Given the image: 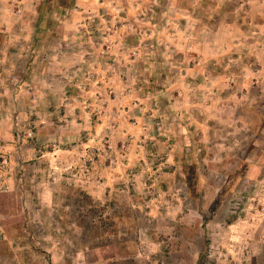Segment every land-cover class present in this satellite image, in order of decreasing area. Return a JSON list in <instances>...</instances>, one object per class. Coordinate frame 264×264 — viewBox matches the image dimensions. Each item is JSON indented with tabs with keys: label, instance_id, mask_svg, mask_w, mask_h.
<instances>
[{
	"label": "rangeland",
	"instance_id": "rangeland-1",
	"mask_svg": "<svg viewBox=\"0 0 264 264\" xmlns=\"http://www.w3.org/2000/svg\"><path fill=\"white\" fill-rule=\"evenodd\" d=\"M22 1L25 37L0 32L21 45L0 49V264H264V85L251 157L205 114L209 74L243 88L221 24L264 0Z\"/></svg>",
	"mask_w": 264,
	"mask_h": 264
},
{
	"label": "crops",
	"instance_id": "crops-1",
	"mask_svg": "<svg viewBox=\"0 0 264 264\" xmlns=\"http://www.w3.org/2000/svg\"><path fill=\"white\" fill-rule=\"evenodd\" d=\"M38 1H42V0H38ZM22 2H26V1L23 0ZM29 3L36 8L37 0H29ZM257 3L259 4V6L263 7L260 0H258ZM1 4L5 6L4 9ZM0 6H1L0 10H2V12L0 11V32L3 30L4 26H8L6 27V29L11 28L13 29V31H15V33L17 32V35L23 36L24 38L25 33L23 32L24 30L23 28H21V26H24L23 24H26V22H24L23 19L26 17H30V15L32 14V12L31 13L26 12L27 9L26 7L28 5L26 6L25 3V5H23L22 10L20 12L16 11L15 9H12L11 5L8 2H4V0H0ZM34 14L36 17L37 16L36 11ZM240 18L241 19L239 21H236L233 24H228V22L227 23L225 22L226 24L222 23L221 25L223 26L220 27V29L229 30L228 32H226V34L227 36H229V40L235 43V47L233 50H237V52L240 53L238 56L239 57L238 60H236L235 62L242 64L241 72H243L244 75L243 88H236L231 85L229 86L227 84H224L226 79H232L233 75H236L233 74L232 72L209 74L206 78L209 79L212 82V84H216L218 82V85L217 87H215L216 85H212L213 93L215 94L213 96L214 102H212L211 105L209 104V106L206 107L205 114L208 115V120H206V124L215 121V123L218 122L219 125L225 128L235 127L238 128L239 130L246 129L250 133H252L253 137L248 145L249 153L247 154L249 155V157H251L250 154H253L252 147H255V145H257L256 131L258 125H257V118H255L253 113H256L255 107L259 100V97L257 96L255 97L253 95L254 94L253 91L257 87L264 85V8L256 9V10L251 9V11L247 15L241 14ZM231 30L233 32H230ZM31 33L33 39L35 35L33 29L31 30ZM232 35H234L233 38L231 37ZM26 45L27 44H25V46ZM19 46H21L20 43L18 45L17 43H11V42L7 43L6 41H4L1 38V33H0V49L10 50L13 47L17 48ZM32 46L37 47V43L33 42ZM225 48L226 47H224V49ZM218 50L221 49L218 48ZM254 64L255 66H253ZM12 65L13 63L10 59L9 60L0 59V99L2 96L7 94L10 95L15 90L16 91L18 90L17 87H13L11 89L10 87L7 88V86L2 85L1 83V81L3 83L8 82L7 79L9 78V76L13 75L12 67H11ZM5 67H10L7 73ZM3 74H5L4 78L6 77L5 81L2 80ZM45 74L49 75V71L47 70ZM10 81L12 80L9 79V82ZM19 81H21L20 83H24L26 82V78L22 77L19 79ZM31 87L32 86H30V88ZM30 88L28 89L29 91ZM221 93L223 94V96H226L224 101L223 99H221L222 97ZM217 95H220L221 97ZM252 101H254L255 103H252ZM252 104L255 107L252 108L251 107ZM247 105H249L250 107H247ZM2 109H4L6 112L11 110L9 107L3 108L0 106V120L2 115V111H1ZM1 124L2 123L0 121V130H1ZM0 145H1V135H0ZM242 158L243 157H241V159ZM244 159L245 158H243V160ZM248 159L250 160L251 158ZM258 190L260 191L259 193L261 194L260 200L262 205L258 207V211L259 214H261V216H259L260 218H258L256 221V225L258 227L257 241H264V188ZM253 256L259 257L260 253L258 251H255L253 253Z\"/></svg>",
	"mask_w": 264,
	"mask_h": 264
}]
</instances>
